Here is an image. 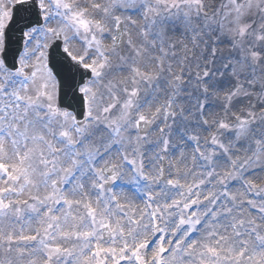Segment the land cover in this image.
I'll use <instances>...</instances> for the list:
<instances>
[{"label":"snow or ice","instance_id":"6c2138e0","mask_svg":"<svg viewBox=\"0 0 264 264\" xmlns=\"http://www.w3.org/2000/svg\"><path fill=\"white\" fill-rule=\"evenodd\" d=\"M0 264H264V0H0Z\"/></svg>","mask_w":264,"mask_h":264}]
</instances>
